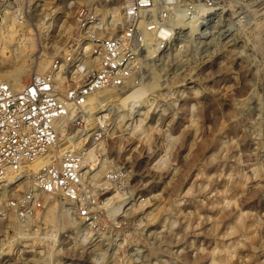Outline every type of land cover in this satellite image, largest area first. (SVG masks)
<instances>
[{
	"label": "rangeland",
	"instance_id": "obj_1",
	"mask_svg": "<svg viewBox=\"0 0 264 264\" xmlns=\"http://www.w3.org/2000/svg\"><path fill=\"white\" fill-rule=\"evenodd\" d=\"M123 8L122 0H0V58L26 67V86L38 63L44 75L56 57L121 34ZM182 11L168 53L154 50L170 31L144 41L152 48L133 80L112 90L115 100L142 99L106 102L85 122L103 138L89 150L99 165L87 174L88 217L72 203L80 223L66 227L64 199L41 192L40 207L20 216L10 200L28 187L16 176L0 197V264H264V0H200L192 17ZM114 15L122 17L112 26ZM110 204L121 208L111 215ZM14 216L21 231L9 227Z\"/></svg>",
	"mask_w": 264,
	"mask_h": 264
},
{
	"label": "built area",
	"instance_id": "obj_2",
	"mask_svg": "<svg viewBox=\"0 0 264 264\" xmlns=\"http://www.w3.org/2000/svg\"><path fill=\"white\" fill-rule=\"evenodd\" d=\"M122 1L128 23L121 34L115 32L94 41L86 54L73 52L56 57L50 72L34 77L19 90H13L0 80V183L10 174L26 169L36 158L53 151L64 136L62 128L74 142L36 175V189L26 190L10 200V206L20 216L40 207L41 192L78 204L79 217H88L94 187L87 174L99 165V156L89 159L88 153L90 149L95 151L103 138L101 130L91 133L85 130L88 118L83 108L87 97L120 89L137 73L142 54L152 48L144 42L145 32L158 36L160 30L170 31L171 36L166 40L162 38V44L159 38L154 44H160V53H168L176 40L169 21L180 10L186 17H192L200 3V0ZM4 216L0 207V224Z\"/></svg>",
	"mask_w": 264,
	"mask_h": 264
},
{
	"label": "bare ground",
	"instance_id": "obj_3",
	"mask_svg": "<svg viewBox=\"0 0 264 264\" xmlns=\"http://www.w3.org/2000/svg\"><path fill=\"white\" fill-rule=\"evenodd\" d=\"M204 11V8H199L198 12H203ZM120 14V13H118ZM123 15V13H122ZM118 16V17H117ZM122 17V16H121ZM121 17L119 15H114L113 16V19L110 21L109 24H111L112 26L115 25V22L117 23V21L121 20ZM118 21V22H119ZM184 16L183 14L180 12V13H177L175 16H174V19L170 20V24L171 25H178V24H182L184 23ZM113 23V24H112ZM167 33L168 31H166L165 29L163 30H160L159 31V36L160 37H164V36H167ZM154 38V36L148 32H145L144 33V39H145V42H150L152 41ZM29 46H32L29 45ZM23 49H26V48H23ZM159 50V47L154 50V52H157ZM26 51V50H24ZM22 53V52H21ZM24 53V52H23ZM10 54V53H9ZM15 54V53H14ZM25 54V53H24ZM8 56V55H6ZM8 60H10L8 58ZM22 62V61H21ZM25 63V62H24ZM0 64H1V70H0V80L3 82V83H6L8 85H10V87L13 89V90H17V89H21L23 87H25V84L21 81V75L24 74V73H27L26 71V67L21 64H16L15 66H10L8 65V61L6 60V58L2 57L0 58ZM11 64V63H9ZM47 65H44V63H38L35 67V69L32 71L33 72V75L35 77H40L43 75V73L45 72V70L47 69L46 67ZM31 71V70H30ZM135 74V73H134ZM133 75H131L127 80H126V83L129 84L132 80H133ZM113 89H109V90H105V91H102L103 93H105V95H103L101 98L98 97V94L101 93V92H97V93H94L90 96L87 97V103L85 105V108L87 109L88 111V116L87 118L89 117H92L91 114L92 112L95 110V112L97 111V109L101 110L103 109L104 107H106L107 103L109 102H113V103H116V105H125V104H137V102H139V100L142 99V94H136L134 95V92H131L127 98H122L121 99H117L115 100V96L114 94L112 93ZM117 93V92H116ZM118 101V102H117ZM107 102V103H106ZM105 103V104H104ZM135 103V104H134ZM85 108H83V112L85 111ZM103 111V110H102ZM113 111V110H112ZM73 113V112H72ZM86 113V112H85ZM95 114V113H94ZM96 116V115H95ZM62 131V135H64L60 141H59V144L57 145V147L54 148L53 151H49L47 152L46 154H44L43 156L39 157V158H36L35 160H33L31 163H29L27 165V168L24 169L23 171H20V172H15V173H12L10 174L9 176H7L1 183H0V197H2V194L4 193V191L6 190V188H8V186H4V184L6 185H9V183L12 182V180H16V176H20V179L19 181H17V183L15 182L14 184H20L19 186L23 187V186H27L28 187V190L30 189H36L37 186H36V175L45 167V166H48L50 163H51V160L53 159H56V157H60L61 154L69 148V146H71V144L73 145L74 142H73V138H70L68 133H66L67 131L62 128L61 129ZM91 155H92V151H89L88 153V157L91 158ZM35 168V169H34ZM30 169H33L32 172L34 174V178L32 177V175L30 176L31 174V170ZM101 170V169H100ZM99 169L95 172V174H93V177L96 175L97 176V173ZM29 172V173H28ZM27 173V174H26ZM92 174V173H90ZM22 176V177H21ZM23 176H24V179H23ZM30 176V177H29ZM17 177V179H18ZM89 176L87 175V178ZM15 178V179H14ZM24 180V182H23ZM26 181V182H25ZM12 185V184H11ZM10 186V185H9ZM26 187V188H27ZM10 188V187H9ZM12 189V188H11ZM11 191V190H10ZM7 194V192H6ZM12 194V193H11ZM42 194H45L43 195L46 200L49 198V196L46 194V193H42ZM1 200V198H0ZM5 204V203H4ZM9 207V206H7ZM60 210H61V217L63 219V222H64V225L66 227H69L70 225L74 223L76 224H79L80 222H76V221H73V219H70V211L72 209V202L69 201V200H66L64 199V201H62L61 205H60ZM121 208V205H116V204H110L109 208H108V211L111 215H114L116 212L119 211V209ZM12 210V209H11ZM48 210V211H47ZM46 212H50L52 210V207L50 206L49 209H47ZM12 213V211L10 212ZM8 214V212H7ZM11 215V214H10ZM9 216V215H8ZM7 216V217H8ZM12 217V216H11ZM15 217V216H14ZM17 217H15L16 219ZM10 219L7 218V220ZM31 220V219H30ZM28 222V221H27ZM10 225H13L16 229H20L21 227V223H20V220L17 218L15 221H13L11 219V221H9V227ZM21 231V229H20ZM17 234H20V233H17ZM50 257V256H49ZM212 264H226V262L223 260V259H217V260H213L212 261Z\"/></svg>",
	"mask_w": 264,
	"mask_h": 264
}]
</instances>
